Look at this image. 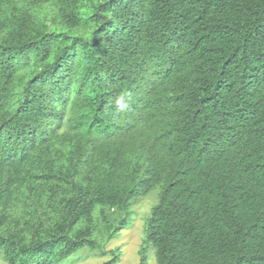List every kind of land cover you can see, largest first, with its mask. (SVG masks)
Masks as SVG:
<instances>
[{"label": "trees", "instance_id": "obj_1", "mask_svg": "<svg viewBox=\"0 0 264 264\" xmlns=\"http://www.w3.org/2000/svg\"><path fill=\"white\" fill-rule=\"evenodd\" d=\"M158 186L141 264H264V0H0L4 261L106 254Z\"/></svg>", "mask_w": 264, "mask_h": 264}, {"label": "rangeland", "instance_id": "obj_2", "mask_svg": "<svg viewBox=\"0 0 264 264\" xmlns=\"http://www.w3.org/2000/svg\"><path fill=\"white\" fill-rule=\"evenodd\" d=\"M158 198L159 186L133 205L132 219L128 226L121 229L117 238L106 244L108 253L99 254L83 248L59 264H141L140 251L145 238L146 221ZM151 254L148 264H157L154 254ZM0 264H7L1 254Z\"/></svg>", "mask_w": 264, "mask_h": 264}]
</instances>
